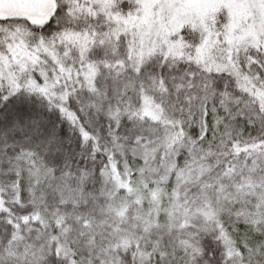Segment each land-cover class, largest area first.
<instances>
[{
  "label": "snow or ice",
  "instance_id": "snow-or-ice-1",
  "mask_svg": "<svg viewBox=\"0 0 264 264\" xmlns=\"http://www.w3.org/2000/svg\"><path fill=\"white\" fill-rule=\"evenodd\" d=\"M0 264H264V0H0Z\"/></svg>",
  "mask_w": 264,
  "mask_h": 264
}]
</instances>
